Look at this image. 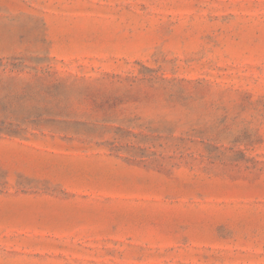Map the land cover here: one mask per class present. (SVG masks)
<instances>
[{
	"label": "rangeland",
	"instance_id": "rangeland-1",
	"mask_svg": "<svg viewBox=\"0 0 264 264\" xmlns=\"http://www.w3.org/2000/svg\"><path fill=\"white\" fill-rule=\"evenodd\" d=\"M0 264H264V0H0Z\"/></svg>",
	"mask_w": 264,
	"mask_h": 264
}]
</instances>
